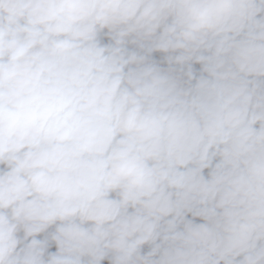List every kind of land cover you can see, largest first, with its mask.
<instances>
[{"label": "water", "instance_id": "water-1", "mask_svg": "<svg viewBox=\"0 0 264 264\" xmlns=\"http://www.w3.org/2000/svg\"><path fill=\"white\" fill-rule=\"evenodd\" d=\"M139 264H264V0H83Z\"/></svg>", "mask_w": 264, "mask_h": 264}]
</instances>
